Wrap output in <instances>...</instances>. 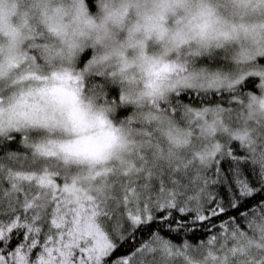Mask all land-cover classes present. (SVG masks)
I'll return each instance as SVG.
<instances>
[{"label": "snow or ice", "instance_id": "1", "mask_svg": "<svg viewBox=\"0 0 264 264\" xmlns=\"http://www.w3.org/2000/svg\"><path fill=\"white\" fill-rule=\"evenodd\" d=\"M91 3L75 0L73 5L89 25ZM15 13V6L0 10V20ZM65 14L62 7L51 16L43 14L61 47L36 32L29 48L9 61L8 74L0 70V135L12 139L10 133L23 132L24 144L34 153H9L0 163V264H174L189 250L206 252L214 261L238 258L245 252L239 242L249 240V230L264 234V148L252 144L240 126L243 97L255 92L257 79L221 72L185 75L168 85L172 95L166 97L161 73L185 69L163 64L150 73L138 97L126 96L104 73L85 78L90 65L107 57L66 39V28L58 22ZM24 16L28 24V13ZM78 49L83 54L77 68L46 70L52 57L71 59ZM86 92L113 111L111 119L101 112L85 120ZM132 102L137 112L127 106ZM163 114H190L186 134L168 128L166 144L152 128ZM88 127H99L100 133L87 137L94 147L84 150L82 133ZM57 128L76 133V139L45 137L43 130ZM193 140L202 141L199 150L173 156L172 145L185 147ZM116 149L124 155L114 158ZM35 157L43 164L36 166ZM222 159L242 167L248 179L238 180L233 196L220 199L210 191L216 179L208 169ZM248 161L257 167L249 168ZM84 162L86 169L74 166Z\"/></svg>", "mask_w": 264, "mask_h": 264}, {"label": "clouds", "instance_id": "2", "mask_svg": "<svg viewBox=\"0 0 264 264\" xmlns=\"http://www.w3.org/2000/svg\"><path fill=\"white\" fill-rule=\"evenodd\" d=\"M97 11L88 10L87 19L76 16L73 7L75 0H0V10L7 12L16 7L14 15H6L0 20V70L8 74V63L17 53L27 50L32 43V35L43 34L42 38L54 47H61V40L48 31L44 13L49 16L62 7L66 13L58 22L64 25L66 39L75 41L79 49L92 51L99 57H107L89 66L85 78L104 73L109 84L120 88L126 96L138 97L144 91L150 73L163 64L176 63L184 67L185 72L161 73L160 87L165 96H171L168 85L176 83L185 75L221 72L230 78L245 75L258 81L257 91L243 97L240 113L241 130H246L249 140L258 148H264V0H95ZM24 13H28V24ZM243 26V27H241ZM15 33V35H14ZM228 33L226 37L223 35ZM67 50V44L63 45ZM71 59L54 56L46 70L51 71L61 65L77 68L79 55ZM220 57L224 65L218 68L201 63L205 58ZM247 57V58H246ZM125 62L128 67L125 68ZM112 73L116 75L113 76ZM129 77L132 78L131 82ZM3 79L0 78V83ZM194 83H198L194 81ZM86 121H93L101 112L109 119L113 111L106 109L100 99L93 98L91 92L85 93ZM91 100V107L88 102ZM10 100L5 95L4 107L7 110ZM137 112L135 102L128 104ZM225 121L230 117L222 114ZM139 118V115H138ZM7 119V111L5 112ZM57 119L66 122V117L57 113ZM208 119H213L209 113ZM191 115L179 118L163 114L160 121L154 122V132L167 144L164 133L168 128L176 134L185 135L191 126ZM70 127V125H69ZM127 125L123 134L127 135ZM45 137L74 140L77 134L57 128L54 133L43 130ZM99 127H88L80 147L90 150L94 144L87 139L98 136ZM210 142V137H204ZM202 141L193 140L190 145L177 147L172 145L174 157H181L190 151L199 150ZM124 155L120 149L114 151V158ZM78 166L89 167L87 162ZM249 240L239 242L245 252L238 258L229 256L227 261H214L206 252L189 250L175 257L174 264H264V234L258 230L248 231Z\"/></svg>", "mask_w": 264, "mask_h": 264}, {"label": "trees", "instance_id": "3", "mask_svg": "<svg viewBox=\"0 0 264 264\" xmlns=\"http://www.w3.org/2000/svg\"><path fill=\"white\" fill-rule=\"evenodd\" d=\"M89 11L95 13L97 11V5L95 0H92L91 7ZM213 59L203 60V64H208L212 66ZM257 91V89H252ZM12 139H7L6 137L0 136V163L7 162V155L9 153L17 152L22 153L27 156H34L33 150L27 147L23 142V135L21 133L11 134ZM243 151V149H241ZM39 161H42L39 159ZM243 164V161L240 162ZM249 168H256L257 166L253 164L252 161H248ZM242 174V175H241ZM257 173L254 172V175ZM209 176H214L216 183L210 185V191H212L220 199H223L225 194L229 197L233 196L236 191H238V180H247V173L244 172L242 167H238L235 162L230 159H222L219 163L214 164L208 170ZM163 234V233H162ZM191 237V234H189ZM176 243H181V240L175 241ZM191 242L198 243L197 239H192Z\"/></svg>", "mask_w": 264, "mask_h": 264}, {"label": "rangeland", "instance_id": "4", "mask_svg": "<svg viewBox=\"0 0 264 264\" xmlns=\"http://www.w3.org/2000/svg\"><path fill=\"white\" fill-rule=\"evenodd\" d=\"M206 59H210V60L213 59L212 66L209 65L210 67L218 68V67H221L222 65H224V61L220 57H210V58H205L204 60H206ZM201 63H203V60L201 61ZM15 133H21L24 136L23 132H15ZM11 134H14V133H10L9 135H11ZM0 136L5 137L3 135H0ZM35 159L37 160L36 166H40L41 164H43V161H39V159H40L39 157H35Z\"/></svg>", "mask_w": 264, "mask_h": 264}]
</instances>
